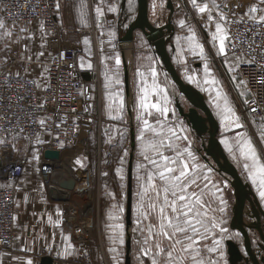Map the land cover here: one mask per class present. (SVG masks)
<instances>
[{
    "label": "rangeland",
    "instance_id": "374dc122",
    "mask_svg": "<svg viewBox=\"0 0 264 264\" xmlns=\"http://www.w3.org/2000/svg\"><path fill=\"white\" fill-rule=\"evenodd\" d=\"M172 1L174 0L169 2ZM175 1H181L184 6V10L181 9V11L184 14L188 13L186 2L191 5L190 0ZM220 2L223 3L224 0H220ZM192 11H195V9ZM175 15L149 16V18L158 27L171 24L173 30L167 41V51L182 78L199 90L219 122L218 140L220 147L226 158L236 166L244 183L245 207L241 214V221L249 232L252 250L261 260L264 257V199L260 196V192L264 191V188L260 186L262 177L258 167H252V160H246L240 155L237 142H242L243 140L251 141L255 149L258 165H264V124L262 121L251 119L245 112L248 99L245 83L239 73L236 57L226 55V53L221 54L218 51L219 41L213 39L215 21H210L209 16L196 15L199 18H203L202 22H197L188 20V14L186 16ZM110 17L113 19V25H116L114 27L107 26H109V29H114L119 24V21H122L123 16H118L115 13L114 16ZM125 17L126 28L127 24L129 25L136 16ZM169 20H171V23H169ZM180 21L185 22L183 26ZM0 22L3 24V27H0V70H9L14 74L34 76L40 84L42 82V85H44L47 73L45 62H48L54 55V52L47 46L50 32L38 21H33L25 26H8L3 21L2 16H0ZM108 23L110 24V22ZM211 23L213 26H211ZM33 26H35L36 32L39 33V40L35 42L33 38H26L23 54L22 56H17L19 58L16 59V48H14L16 41L10 39L12 32H15L18 27L22 28V32H26L27 29H31ZM188 37H194L191 41V48ZM118 41L116 39L110 45V49H113V47L115 49L108 53L107 59L110 60V64H105L100 54L96 51L95 36H92L93 48L91 53L83 55L86 69L91 70L94 74H96L95 72L99 73L102 86L108 81V91L104 93L105 98L113 97L118 102L111 106V114H108V116L106 101L102 97L106 107L105 115L104 112L102 114L100 135L96 127L90 136V148L69 162L72 171L81 176H86L81 177V186L87 189L88 197L85 196V200H81L79 205L84 211H88V215L92 216L91 224L93 228L90 233V244L95 255L94 264H117V259L119 264H126L127 257L130 258V264H151V256H142L141 249L145 247L143 241L144 237L148 235L147 226L149 224L154 225L152 232H158L159 215L156 211H150L148 212V219L141 217L140 223H138V207L143 203L147 210L148 205L156 201L155 192L147 180L149 174H153L152 183L156 184L157 187L166 186L164 182L160 181L159 170L149 160L144 158V153L147 151V155L151 159L157 160L161 165L160 170H162L165 162L160 159L157 152L151 148L145 149V145L149 142L160 144L161 141H163V144L158 151L168 156L170 160H178V163L170 166L179 169L184 163L189 166L197 165L189 172V176L196 179V183L191 185V190L196 191L198 195L203 194L202 199L207 201L209 206L204 209L208 217L215 216L225 221L224 227L227 229V233H220L219 229H217L214 236L210 235L207 240L201 241L200 245H198L200 258L205 261V264L209 260L219 261V264H225V262L226 264H253L244 248L243 234L239 230L232 229L230 225L236 205L232 176L219 170L211 156L207 155L206 152L212 128L211 124L207 121L206 132L200 135L191 127L188 120L184 121L179 115H182V113H179L180 110H177L174 102L181 103L184 113H188L189 103L178 90L177 85L176 89H174V85L170 82L169 123L158 125L163 128L164 131L162 132L147 134L137 132L135 139V133L129 128L133 119L129 115V99L123 90L125 67L122 64L116 65L115 62L116 57L120 58L122 55V50L115 48ZM137 42L138 44H145L147 41L138 36ZM147 43L151 48H155L152 52L158 55L154 42L150 41ZM196 45L203 46V54L200 53L199 48L195 47ZM126 46H129L128 49L131 52V55L129 53V60H126L131 65L133 52L130 44ZM123 50L125 51L124 47ZM36 51L41 56L38 59L35 57ZM148 58L152 60L151 55ZM13 62L15 64L12 65ZM6 65L12 66L8 68ZM205 66H207V72L205 71ZM117 72L120 79L119 84H116L114 79L104 80L106 75L107 77H114ZM38 74L40 76H37ZM190 76L194 77V79L190 80ZM206 80L214 81L215 83H205ZM117 93L119 94L118 96L116 95ZM120 97L124 100V108L122 112H117L116 109L118 108ZM226 107L231 109V111L226 112ZM199 113L204 117L201 112ZM117 115L120 118H112ZM237 122L242 127L237 128ZM169 127H175L178 134L177 137L171 138V147H169L170 134L167 131ZM141 136H143V139L139 138ZM180 137H187V139H181ZM8 140L14 145L15 157L23 158L30 153L27 151L24 141L19 145L20 141L15 138ZM3 144L4 141L0 140V151L3 148ZM229 146H231L232 151H229ZM186 147L191 152V157L185 152ZM178 153L181 154L179 157ZM38 160L39 156L35 152L29 154L26 173L23 178H20L15 183L17 191L19 183L29 177L34 180V186L43 188L51 199L45 181L41 180ZM245 163H248L249 168L246 169L244 167ZM250 172L255 175L256 183H253ZM11 183L7 180H0V185H10ZM145 189H148V191L142 198L141 193ZM129 197L131 199V217L128 225L127 207ZM162 199L163 192L161 191L160 200L162 201ZM221 199L225 202L224 204H221ZM73 200L77 203L75 196ZM89 201L94 205V213H89L90 210L87 207ZM157 203L159 202L157 201ZM220 207L225 208L223 213L218 211ZM120 209L123 210L120 211ZM254 209L259 210L260 220L255 217ZM110 216L116 218L110 219ZM115 224L124 225L123 244H120L118 240L114 242L116 231L110 225ZM214 239L221 241L220 247H222L223 259L218 253L208 251V248L213 246ZM155 243H160L161 247L169 250L172 249L173 245L172 241L162 236H156L149 240L150 246ZM230 243L237 250V253L233 256L230 254ZM113 248L118 251L116 253L112 252L111 249ZM173 255L179 261V264H194L191 254L183 251L181 244H175ZM157 260L158 264H167V257L163 254L157 256Z\"/></svg>",
    "mask_w": 264,
    "mask_h": 264
},
{
    "label": "built area",
    "instance_id": "2783aa9c",
    "mask_svg": "<svg viewBox=\"0 0 264 264\" xmlns=\"http://www.w3.org/2000/svg\"><path fill=\"white\" fill-rule=\"evenodd\" d=\"M61 1L0 0L2 18L8 26L40 22L50 32L47 46L54 52L53 57L45 62L47 74L44 85L34 76L0 71V140L4 141L0 151V180L12 182L0 185V254L15 247V183L25 175L29 154L35 152L39 156V174L51 199L65 204L64 227L77 248V254L71 261L75 264H94L95 255L90 244L92 216L80 208L81 201L72 205L75 190L80 191L84 200L85 196L88 197L87 189L81 186V177L86 176L76 174L69 165L68 175L76 178L77 185L71 198L64 200L66 191L57 185L56 174L64 172V161L69 163L90 148V136L96 127L100 135L103 103L100 96L95 102L92 85L80 77L77 66L79 48L65 40L58 19L57 3ZM245 2L248 10L253 6L264 9L261 0ZM221 13L226 17L221 21L228 35L226 53L241 60L239 73L248 94L245 112L251 119L264 124V24L240 13L233 3L223 7L215 16L216 20ZM261 14L264 12L256 13L257 16ZM187 18L203 21L194 14H189ZM115 48L122 50V42L118 41ZM10 138L19 140V145L24 141L30 153L23 158L15 157ZM47 150H58L59 161L46 158ZM87 207L89 213L95 212L91 201Z\"/></svg>",
    "mask_w": 264,
    "mask_h": 264
},
{
    "label": "crops",
    "instance_id": "0c3cea01",
    "mask_svg": "<svg viewBox=\"0 0 264 264\" xmlns=\"http://www.w3.org/2000/svg\"><path fill=\"white\" fill-rule=\"evenodd\" d=\"M169 1L170 0H148L149 16H171L172 14L186 16L187 14L189 15V13L197 16H208V12L200 13L195 7H193L192 3L190 5L188 2H186L188 5V13L184 14L181 11V9L184 10L181 1ZM197 2L200 4H208L209 9L211 10V15L214 18L220 13L223 7L232 3L237 6L240 13L249 15L248 6L245 0H224L223 3L220 2V0H214L215 5L219 6L218 8L213 6V0H197ZM170 3L172 6L174 5L173 13L170 9ZM109 6H116L118 11H109ZM97 7H100L103 10L102 16H97L95 11ZM131 7L132 10L129 12L128 0H62L59 4L57 14L65 40L79 48L77 66L80 77L83 81L89 82L92 85L95 102H97L98 96L101 97L104 115L105 107L107 106V115H110L111 106H113L115 102L117 103L118 100H115L113 97L105 98L104 93L108 91V81L105 78L104 80L107 82L102 86L99 73L95 72L96 74H94L91 70L86 69L83 55L91 53L93 48L92 36H95V43L97 44L96 51L100 54L105 64H110V60L107 59V56L108 53L114 49V47L113 49H110V45L116 39L120 41V38L124 36L127 29L135 22L138 14L137 0H133ZM193 9H195V11H192ZM115 13L118 16H123L122 21H119V24L114 29H109V26L114 27L116 25H113V19L110 17L114 16ZM132 15L136 16L135 19L129 25L127 24V27L125 28V16ZM0 16H2L1 12ZM110 20H112L111 25L108 23ZM34 27L35 26L31 27V29H27L26 32H22V28L18 27L15 29V32H12L10 39L16 41L14 47L16 48V59L19 58L17 56H22L23 54L26 38H33V41L35 42L39 40V33L36 32ZM111 33H115V35H110ZM138 36H141L144 41L150 42L142 31L139 32V30H137L134 33V40L130 44L133 52L132 64H128L129 59L127 57L129 53L131 55V52L128 49L129 46L124 47L125 51L122 49V55L119 58L121 61L120 64L124 67L127 65L129 77H131L130 91L128 93L124 71L123 79L125 84L123 83V90L124 93L128 95L129 115L130 118L131 116L133 118L132 122H130L129 128L135 133V139L137 137V132L147 134L164 131L160 126L163 125V123L168 124L170 119V82L174 85V89H176V84L166 71L163 62H161L159 58L160 56L152 52L155 48H151L147 42L145 44H138ZM37 45H39V43H37ZM150 55L152 56V60H149L148 58ZM226 55L228 54L226 53ZM35 57L37 59L41 57L38 51H36ZM236 60L239 68L241 60L238 58H236ZM172 62L175 65L174 61ZM13 64L15 63L13 62L12 65ZM6 66L10 68L9 65ZM151 69H155L157 72L155 78L152 77ZM37 76L40 75L38 74ZM154 84L156 88L162 89L163 91H155L153 87ZM145 90L147 93V102L160 103L162 106L167 107L169 109L167 114L162 115L155 109L141 108L140 100L145 95ZM102 97L106 101V106H104L105 104ZM174 103L179 111L178 106H181V103ZM189 106L190 109L191 105L189 104ZM179 115L184 121L188 120L181 114ZM145 119L148 120L149 125H151L152 128L156 129L155 132L150 131L145 127L143 123ZM41 180L44 181L42 177ZM73 195L77 198V201L83 199L79 190H75ZM72 205H76V201L73 199ZM64 210L65 204L50 199L43 188L34 186L33 179L26 177L24 181L20 182L16 196L15 247L10 252L0 254V264H28L29 261H31V264H42V259L45 256L52 258V264H75L71 261V258L77 254V248L74 246L70 234L65 230L63 223Z\"/></svg>",
    "mask_w": 264,
    "mask_h": 264
},
{
    "label": "snow or ice",
    "instance_id": "6c2138e0",
    "mask_svg": "<svg viewBox=\"0 0 264 264\" xmlns=\"http://www.w3.org/2000/svg\"><path fill=\"white\" fill-rule=\"evenodd\" d=\"M193 7H195L200 13L208 12L209 20L215 21V33L213 34V39L219 41V48L218 51L221 54H225L226 52V44L225 41L228 39L227 31L223 27L221 21L226 20V17L221 13L219 15V20H216L211 15V10L209 9L208 4H200L197 0H190ZM129 3V10H132L133 0H128ZM261 3L264 4V0H261ZM213 6L218 8V5H215L213 0ZM57 8H59V4L57 3ZM111 12H117L118 9L116 6H109L108 8ZM97 16L103 15V10L100 7L95 9ZM258 12H264V9L257 8L253 6L249 9L250 18L255 20L258 23L264 24V14L259 16L256 15ZM184 21H180V24L183 26ZM0 27H3L2 22H0ZM110 35H115V33H111ZM190 43L191 48V41L194 37L187 38ZM195 47L199 48L200 53L203 54V46L196 45ZM116 65L121 63L119 57H116ZM205 71L207 72V66H205ZM152 77L155 78L157 76V72L155 69H151ZM106 79H114L116 84L120 83L118 72L114 75V77H107ZM190 80H193L194 77L190 76ZM205 83H215L214 81H205ZM154 90L157 92L163 91L162 89L156 88L155 84L153 85ZM119 95L118 93L116 94ZM140 106L143 109H155L157 112L165 115L168 113L169 109L167 107L162 106L160 103H148L147 102V93L145 90V95L140 100ZM219 107V105H217ZM124 108V100L122 97L119 98V105L116 109L117 112H122ZM226 112H230L231 109L225 108ZM255 111V109H253ZM113 119L120 118L118 115L113 116ZM43 123V122H41ZM145 127L155 132L156 129L152 128L149 125L148 120L143 121ZM159 123V121H158ZM236 127H242L241 124L238 122L236 123ZM182 130V126H181ZM168 133L170 134L169 138V147H171V138L177 137V131L175 127H169L167 129ZM143 139V136L139 137ZM181 139H187V137H180ZM163 144V141L160 144H155L149 142L145 145V149L151 148L153 151L157 152V155L160 156V159L163 160L165 163L162 166L158 163L157 160L151 159L147 155V151L144 153V158L149 160V162L155 166L159 171L158 175L160 181L164 182L166 186L157 187L156 184L153 182V174H149L147 177L148 182L151 184L152 189L155 192L156 201H153L148 205V209H145L143 203L139 205L138 212V223H140V218L148 219V212L156 211L159 215V224H158V232L153 233L152 228L154 225L149 224L147 226L148 235L144 237V245L141 249L142 256H151V264H158L157 256L163 254L167 257V264H179L176 257L173 255L174 246L175 244H181L182 250L191 254L192 260L194 264H205V261L200 258V251L198 245H200L201 241L207 240L210 235L214 236L217 229H219L220 233H227V229L224 227L225 221L223 219H218L215 216L208 217V214L204 209L208 208L207 201L202 199V193L200 195L197 194L196 191L191 190V185L196 183V179L189 176V172L192 168L197 167V165L189 166L187 163H184L179 169L172 167L170 165L178 163V160H170L168 156L163 155L158 151L159 147ZM239 153L242 157L246 160H252V167L257 168L261 174L260 186L264 188V165H258L255 149L252 146L251 141L243 140L242 142H237ZM229 151H232L231 146H229ZM185 152H187L188 156L191 157V152L188 148H185ZM178 153V157H179ZM79 163V161H77ZM244 167L247 169L249 168L248 163L244 164ZM252 175L253 183H256L255 175ZM178 190V191H177ZM148 189H145L144 192L141 193V197L147 193ZM161 191L163 192V199L160 200ZM260 196L264 199V191L260 192ZM157 201L159 203H157ZM225 202L221 199V204ZM123 209H120L122 211ZM219 212L223 213L225 211L224 207H220L218 209ZM110 219H114L116 217H109ZM116 231V235L114 237V242L116 240L119 241L120 244L124 243L123 239V224H115L110 225ZM162 236L170 241L173 242L172 249H165L161 247L160 243H155L154 245H149V240L156 237ZM221 241L215 240L213 241V246L208 248V251L211 253H218L221 259H223V251L222 247H220ZM112 252L116 253L118 250L116 248L111 249ZM31 264V261L28 262ZM117 264H119V260L117 259ZM207 264H219V261L209 260ZM226 264V262H225Z\"/></svg>",
    "mask_w": 264,
    "mask_h": 264
},
{
    "label": "water",
    "instance_id": "95a60500",
    "mask_svg": "<svg viewBox=\"0 0 264 264\" xmlns=\"http://www.w3.org/2000/svg\"><path fill=\"white\" fill-rule=\"evenodd\" d=\"M138 2V14L135 22L127 29L124 36L120 38V42L123 44H131L134 40V33L137 30H140L144 33L146 38L154 42L158 55L160 56L164 67L170 77L173 79L177 85L179 91L186 98L188 103L191 105V108L188 110V113L182 111V107H179L180 113L186 117L191 123L193 129L197 131L198 134H203L206 132V122L208 121L211 124V131L209 135L208 145L206 147L207 155H210L216 164L217 168L221 171H224L232 176V184L235 191V212L231 219V228L239 230L243 234L244 238V248L251 259L253 264H264V257L259 260L258 256L252 250L250 245V236L245 225L242 224L241 214L244 210L245 204V188L240 173L235 165H233L225 156L223 150L220 147L218 140L219 132V122L216 116L213 114L208 103L202 94L191 84H188L180 75L178 69L173 64L170 54L167 51V41L172 35L173 27L171 24L166 26H155L149 18L148 14V0H137ZM170 9L173 13L174 9L170 3ZM171 23V20H169ZM125 83L127 92L129 93L130 89V77L129 70L126 65L125 67ZM131 112V111H130ZM201 112L204 117L199 113ZM45 157L53 159L56 162L60 159V154L58 150H47L45 152ZM57 185L66 191V196L64 200H69L71 198L72 192L76 189L77 180L75 177L70 176L64 172H57ZM255 217L260 220V212L257 209L253 210ZM131 217V199L129 197L128 207H127V224H130ZM237 253L236 248L232 243H230V254L233 256ZM53 260L49 256H45L42 259V264H52ZM126 264H130V258L127 257Z\"/></svg>",
    "mask_w": 264,
    "mask_h": 264
},
{
    "label": "bare ground",
    "instance_id": "6f19581e",
    "mask_svg": "<svg viewBox=\"0 0 264 264\" xmlns=\"http://www.w3.org/2000/svg\"><path fill=\"white\" fill-rule=\"evenodd\" d=\"M125 44V43H124ZM123 43H122V48L123 47H125L126 45H124ZM127 44V43H126ZM124 45V46H123ZM128 45V44H127ZM128 51V50H127ZM129 53V52H128ZM126 56V55H125ZM128 57H129V55H128ZM127 57V58H128ZM62 169L64 170V172H66V174H69L70 173V167H69V163L67 162V161H64L63 163H62ZM77 191H78V189H77ZM80 192V191H79ZM77 204V203H76Z\"/></svg>",
    "mask_w": 264,
    "mask_h": 264
}]
</instances>
